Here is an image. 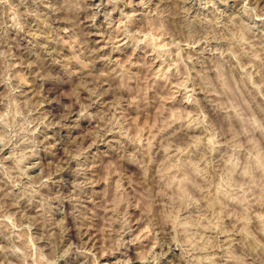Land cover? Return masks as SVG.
Here are the masks:
<instances>
[{
	"label": "rangeland",
	"instance_id": "1",
	"mask_svg": "<svg viewBox=\"0 0 264 264\" xmlns=\"http://www.w3.org/2000/svg\"><path fill=\"white\" fill-rule=\"evenodd\" d=\"M0 264H264V0H0Z\"/></svg>",
	"mask_w": 264,
	"mask_h": 264
},
{
	"label": "bare ground",
	"instance_id": "2",
	"mask_svg": "<svg viewBox=\"0 0 264 264\" xmlns=\"http://www.w3.org/2000/svg\"><path fill=\"white\" fill-rule=\"evenodd\" d=\"M195 26V25H194Z\"/></svg>",
	"mask_w": 264,
	"mask_h": 264
}]
</instances>
